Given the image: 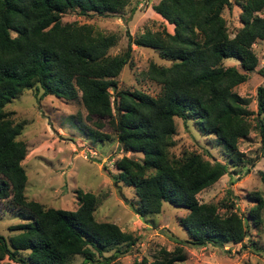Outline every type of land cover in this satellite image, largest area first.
<instances>
[{
	"label": "trees",
	"instance_id": "obj_1",
	"mask_svg": "<svg viewBox=\"0 0 264 264\" xmlns=\"http://www.w3.org/2000/svg\"><path fill=\"white\" fill-rule=\"evenodd\" d=\"M126 2L0 0V200L16 208L14 217L24 221L8 228L14 234L0 235V264H6L1 262L4 258L16 264H73L75 255L81 256L79 264H121L117 259L131 254L137 241L114 223L95 220V199L87 192L76 190L74 210L24 199L20 162L25 144L17 138L22 125L4 106L31 88L40 91L39 96H78L88 114L107 107L108 91L112 92L118 112L113 129L123 154L114 161L116 173L110 178L133 188L136 202L130 208L139 218L159 213L165 201L186 209L178 223L186 232L183 243L192 247L241 244L247 235L236 213L220 215L215 205L199 203L195 197L225 174L227 166L199 152L174 157L168 148L174 118L192 121L201 133L213 135L231 162L240 158L237 141L247 136L251 120L264 143V86L256 87L255 112L233 90L257 65L251 46L264 38V0H158L150 8L172 25V33L161 26L134 39L127 34L124 49L116 54L109 53L116 41L112 33L85 23L60 22L67 12L113 16ZM231 4L239 8L241 25L229 36L221 12ZM131 42L153 49L168 62L151 61L140 73L142 80L155 84L154 95L117 86L116 77L130 61ZM227 58L236 59L241 71L223 65ZM107 137L95 133L96 139ZM259 179L264 188V170ZM249 199L255 204L248 216L258 225L263 200L255 192ZM184 259L177 244L171 250L159 248L151 261L141 257L132 264H175Z\"/></svg>",
	"mask_w": 264,
	"mask_h": 264
},
{
	"label": "rangeland",
	"instance_id": "obj_2",
	"mask_svg": "<svg viewBox=\"0 0 264 264\" xmlns=\"http://www.w3.org/2000/svg\"><path fill=\"white\" fill-rule=\"evenodd\" d=\"M126 1L123 10L113 16L86 17L67 12L61 15L60 22L85 23L104 34L112 33L116 41L109 49L110 54L124 49L127 34L134 39L146 29L155 30L161 26L172 33V25L150 8L158 0ZM238 13L239 8L233 4L221 12L229 36L241 25ZM251 48L257 57V65L233 90L247 100V109L255 112L256 87L264 86V38L256 40ZM130 49V61L116 77L118 88L154 95L155 84L142 80L140 73L151 61L160 65L168 62L159 58L151 48L131 42ZM237 63L234 58L223 60V65L234 66L241 71ZM108 93V106L104 105L90 114L80 104L78 96L72 100L52 95L39 96L40 91L32 88L24 89L4 106V111L13 121L22 125L17 138L25 144V155L20 162L25 174L24 199L43 207L74 210L77 207V189L93 195L95 220L114 223L121 231L137 238L135 250L117 259L121 264H132L133 259L141 257L151 261L159 248L171 250L177 244L183 249L185 259L175 264H264V188L259 179V172L264 170V143L254 121L251 120L247 136L237 141L239 160L231 162L213 135L201 133L192 121L174 118L172 144L168 148L171 156L199 152L227 166L225 174L195 195L197 201L215 205L220 215L229 211L236 213L247 233L241 244L227 243L222 248L211 245L192 247L183 243L187 236L178 223V219L186 214L185 208L162 201L159 213L142 220L130 208V204L136 202L133 188L120 181L115 184L110 178V174L116 173L114 161L123 154V150L117 144L113 129L118 112L114 109L112 92L109 90ZM96 132L108 137L96 139ZM125 155L134 159L141 157L132 152H125ZM254 192L263 200L258 225L252 224L248 216V210L255 204L249 195ZM15 211L16 208H10L8 201L0 200V235L8 237L14 234L16 231L8 228L24 222L14 217ZM71 261L79 264L81 256L75 255ZM1 262L16 264L5 258Z\"/></svg>",
	"mask_w": 264,
	"mask_h": 264
}]
</instances>
